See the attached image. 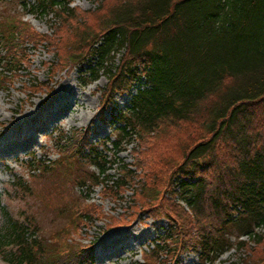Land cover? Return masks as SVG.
Segmentation results:
<instances>
[{"label":"trees","instance_id":"1","mask_svg":"<svg viewBox=\"0 0 264 264\" xmlns=\"http://www.w3.org/2000/svg\"><path fill=\"white\" fill-rule=\"evenodd\" d=\"M37 1L38 13L54 17L60 13L69 16L74 2ZM110 1L105 31L89 45L81 37L80 46L87 50L76 60L81 59V67L96 63L97 74L102 72L108 78V104L115 94H129L142 79L146 81L137 88L126 114L116 116V148L154 134L165 124L188 128L175 137L183 148V161L170 174L167 193L174 202L169 198L163 201L176 216L166 210H160L161 215L146 211L153 219L170 222L169 238L161 245L172 252L198 248L202 260L215 262L232 249L233 237L262 244L264 0ZM38 36L30 27L14 23L1 33L0 87L26 58V43H37ZM95 76L93 72V82L100 78ZM64 147L69 153L79 147L95 152L84 138ZM163 162L156 158L148 163L159 174ZM95 163L105 175V162ZM138 169L123 165L120 178L103 187L110 188L113 195L122 194L133 186ZM162 179L161 173L155 187ZM137 183L144 188L142 179ZM0 211V253L7 263L90 261L86 249L84 261L75 253L64 263L48 258L45 241L31 239L25 225L14 221L1 205ZM237 247L248 249V243L242 239ZM164 248L160 255L165 254ZM156 252L152 251L153 259ZM255 264H264V260Z\"/></svg>","mask_w":264,"mask_h":264},{"label":"rangeland","instance_id":"2","mask_svg":"<svg viewBox=\"0 0 264 264\" xmlns=\"http://www.w3.org/2000/svg\"><path fill=\"white\" fill-rule=\"evenodd\" d=\"M111 6L110 0H75L69 16L60 13L54 17L38 13L36 0H0V30L12 23L24 24L42 36H38L37 43L25 45L26 58L20 60L16 74H9L0 88V197L5 209L20 223L30 222V231L39 241L46 242L43 249L48 258L61 263L73 253L82 252L83 259L85 246L93 249L94 264H141L145 260L147 264H255L264 260V242L257 244L248 238H244L248 243V249L244 250L237 247L240 240L233 237L232 249L213 263L200 261L198 248L172 252L168 246L158 245L169 236L170 222L165 218L153 219L146 211L161 215L160 210H166L176 216L163 201L173 199L167 193L170 174L183 161V148L175 137L188 128L182 124H165L131 145L123 143L120 148L126 150L117 151L114 145L117 123L112 116L126 112L129 104L125 99L131 97L115 94V105L109 110L112 103H106L108 78L102 72L97 74L96 63L81 68V59L76 60L87 50L80 46V38L88 40L86 45H89L105 31L104 19ZM93 72L100 77L95 83ZM65 84L77 100H82L83 106L76 103L69 110L68 103H60L63 97L59 100L56 95L67 92ZM50 112L60 115L52 119ZM27 124L39 128L31 130ZM28 132H33L37 141L32 148L25 144ZM88 134H92L90 142L98 146V155L106 170L109 169L107 175L111 179L120 178L123 165L139 167L135 170L137 179L133 186L129 185L122 194L113 195L110 188L103 190L98 186L94 180L98 168L83 164L76 155L63 154V144L87 140ZM9 142L24 149L3 150ZM61 155L72 164L68 173L62 169L63 173L50 174L56 166L47 175L38 173L41 164L59 160ZM156 158L164 160L159 174L148 163ZM147 167L151 169L148 180L144 178ZM161 173L163 179L155 187ZM16 179H22L25 188L17 186ZM141 179L144 188L135 184ZM128 233L134 237L122 239L118 246H115L117 241L111 243L113 249L109 247L105 251L101 247L106 238ZM162 247L168 252L164 248L165 254L160 255ZM154 250L159 252L156 259L149 254ZM1 257L0 264H5Z\"/></svg>","mask_w":264,"mask_h":264},{"label":"bare ground","instance_id":"3","mask_svg":"<svg viewBox=\"0 0 264 264\" xmlns=\"http://www.w3.org/2000/svg\"><path fill=\"white\" fill-rule=\"evenodd\" d=\"M64 89H68V87L66 86V84H65V87H64ZM70 91V89H68L67 90V92L66 91H64V92H62V93H60L59 92V94L58 95H56V97L60 100V97H63V99H61L62 101L60 102V103H64V104H66V103H68V106H69V110H71V109H73L77 104L76 103H78L80 106H83L82 104V100H77L76 98H75V93H73V92H69ZM73 91V90H72ZM65 97V98H64ZM70 97H71V99H70ZM49 108L51 109V110H54V107L52 106V105H49ZM50 114H52V119H57L58 118V116L60 115V114H55V113H51L50 112ZM26 127H31V130H35V129H38L39 127H37L36 125H34V124H27L26 125ZM32 133L33 132H28V138H27V140H25V144L27 145V147H33L36 143H37V141L34 139V137L32 136ZM5 148H3V150L4 149H6V147L7 148H11V149H13V150H18V151H21L22 149H24V148H21V147H18L17 145H16V143H14V142H9L8 144H6L5 146H4ZM131 237H134V236H131L129 233H128V235H125V236H121V235H115V236H113V237H109V238H106L105 240H104V242H102V244H106V246H104V245H102L101 244V247H103L104 248V250L105 251H108L109 250V247H111L112 245H110L111 243H113V242H115V241H117L116 243V245L115 246H118V244L120 243V242H123V240L122 239H125V241L128 239V238H131ZM100 246V245H99ZM112 249H113V247H111ZM116 248H118V247H116Z\"/></svg>","mask_w":264,"mask_h":264}]
</instances>
